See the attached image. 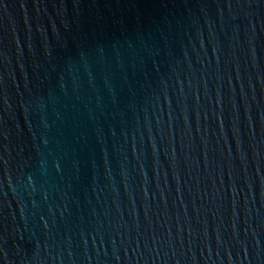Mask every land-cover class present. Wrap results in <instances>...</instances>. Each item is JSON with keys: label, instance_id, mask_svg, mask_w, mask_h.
Wrapping results in <instances>:
<instances>
[{"label": "water", "instance_id": "95a60500", "mask_svg": "<svg viewBox=\"0 0 264 264\" xmlns=\"http://www.w3.org/2000/svg\"><path fill=\"white\" fill-rule=\"evenodd\" d=\"M0 264H264V0H0Z\"/></svg>", "mask_w": 264, "mask_h": 264}]
</instances>
